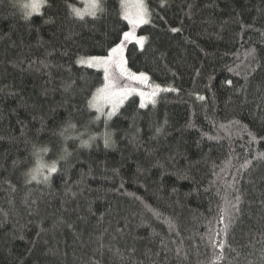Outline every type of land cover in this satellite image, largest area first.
Here are the masks:
<instances>
[{"label":"trees","instance_id":"trees-1","mask_svg":"<svg viewBox=\"0 0 264 264\" xmlns=\"http://www.w3.org/2000/svg\"><path fill=\"white\" fill-rule=\"evenodd\" d=\"M17 1L0 0V264H264V0H146L128 66L174 91L108 123L89 105L104 74L78 60L120 42V0L84 19Z\"/></svg>","mask_w":264,"mask_h":264},{"label":"snow or ice","instance_id":"snow-or-ice-1","mask_svg":"<svg viewBox=\"0 0 264 264\" xmlns=\"http://www.w3.org/2000/svg\"><path fill=\"white\" fill-rule=\"evenodd\" d=\"M84 4L85 7L83 9L77 8L73 5H69V8L73 15L79 19H84L85 16H91L93 18H96L97 13L103 11L102 0H84ZM45 6H47V0H30V2L28 3L21 4V7L25 10L24 18L29 19L34 13H39V10ZM161 6H164L163 0ZM121 10L122 18L128 21V23L132 26L133 31L125 32L123 34V41H121V43L117 46L111 48L106 57L95 56L91 57L89 61H79L82 64L87 63L89 67H92L94 65L104 66L105 81L107 83L105 84L103 89L98 90V94L99 98H103L104 100L110 102L112 105V110L107 113V117L109 119L116 113L118 107L123 103L127 96L130 95L132 91H135V89L131 88L118 89L114 83L110 82L108 76L109 65L116 66L120 69L121 76H126L128 79L136 81L137 83H142L147 86L148 80V77L143 73H140L139 76H137L135 73L128 72V70L124 67L126 61L124 59L123 52L124 41L131 40L134 37V30L138 25L148 22L150 13L148 12L146 5L143 3V0H138V2L134 5H130L128 3V0H121ZM172 31L176 32L179 31V29L173 28ZM145 39L146 38L144 37H140L136 40V43L139 44L141 48H143ZM229 83L231 82L229 81ZM161 90L174 91V89H161L159 85H154L152 92L147 94V97L150 102L155 103L154 97ZM138 94L141 96L140 107L143 108L145 107L146 94L143 92H140ZM199 99L203 100L204 97L201 96L199 97ZM97 100L98 97L94 96L93 101H90L89 105L94 106L98 113L104 115L102 111V106L97 102ZM110 140V134L106 133L104 139L105 146L110 143ZM42 151H47V149H43ZM45 168H47L49 173H54L57 170L55 162H53L51 165H47L41 159L38 158L37 166L35 169H33L32 179H36V175L42 174ZM44 178L45 180L48 179L47 176H45ZM237 199H239V197H237Z\"/></svg>","mask_w":264,"mask_h":264},{"label":"rangeland","instance_id":"rangeland-1","mask_svg":"<svg viewBox=\"0 0 264 264\" xmlns=\"http://www.w3.org/2000/svg\"><path fill=\"white\" fill-rule=\"evenodd\" d=\"M81 5L78 6L77 8H80V9H83L85 7V4H84V0H78ZM104 0H102V3H103ZM30 2V0H18L17 3L19 5V7H21V4L23 3H28ZM120 2V6H121V0L119 1ZM138 2V0H128V3L130 5H134ZM143 3L146 5L147 9H148V12L150 13L149 11V8L147 6V3H146V0H143ZM22 10H24L22 7H21ZM25 11V10H24ZM42 11V8L39 10V13ZM122 11V10H121ZM99 13V12H98ZM97 13V14H98ZM34 14H38V13H34ZM33 14V15H34ZM150 22V16L148 18V22L147 23H143V24H140L138 25L135 30H134V37L131 39V40H128V41H124V52H123V56H124V59L126 61V64L124 65V67L128 70V72H131V73H135L137 76H139L140 73H136V72H133L129 66H128V61H127V49H128V46L132 43H136V40L140 37H144L146 38L145 39V42H144V45L143 47L145 46V44L147 43V37L145 35H141L139 33V30L140 28H142L143 26L147 25L148 23ZM129 24V23H128ZM129 31H133L132 29V26L129 24V29L126 31V32H129ZM121 41H123V37L122 39L120 40V42L118 44L121 43ZM117 44V45H118ZM137 44V43H136ZM116 45V46H117ZM138 46L141 48V46L138 44ZM115 47V46H114ZM107 56V55H106ZM106 56H103V57H106ZM91 57H95V56H90V57H81L79 60H78V64L81 65V66H84V67H87V68H90V69H94V70H99L101 72H103L104 74V79H105V70H104V66L102 65H94L92 67H89L87 63H80L79 61L81 60H84V61H89ZM145 74V73H143ZM147 77H148V80H147V86H145V84H142V83H137L136 81H133V80H130L128 79L126 76H121L120 75V69L117 68L116 66L114 65H109L108 67V76H109V81L114 83L118 89H122V88H131V89H135V91H132L130 95L127 96V98L123 101V103L118 107V110L116 111V113L111 116V118L109 119L107 117V113L110 112L112 110V105L110 102L104 100L103 98H99V94L97 93L96 97H98V100L97 102L102 106V111L104 113V115H101L100 113H98L96 111V108L94 106H92V108L96 111V121L97 120H100V121H103L104 123H108L110 122V120H112L116 115L117 113L121 110V108L127 103V101H129L131 98L133 97H138L140 102H141V96L138 94L140 92H143L145 93V106H148V105H153L155 104L159 97L161 96V94H163L165 91H159L157 93V95L154 97V100H155V103H152L150 102V100L148 99L147 97V94L152 92L153 90V86L155 85L151 80H150V77L145 74ZM107 82L104 80V85L100 88V89H103L105 84ZM161 89H165L164 87H160ZM99 122V121H98ZM42 160V159H41ZM43 161V160H42ZM45 164L47 165H50L49 162L47 161H43ZM45 176H49V172L47 170V168L44 169L43 173L42 174H39V175H36V179H42V180H45Z\"/></svg>","mask_w":264,"mask_h":264}]
</instances>
